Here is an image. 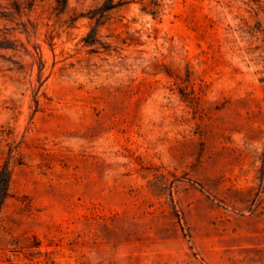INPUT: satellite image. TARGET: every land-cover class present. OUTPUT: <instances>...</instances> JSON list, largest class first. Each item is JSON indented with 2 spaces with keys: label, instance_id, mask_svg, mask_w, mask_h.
Wrapping results in <instances>:
<instances>
[{
  "label": "rangeland",
  "instance_id": "374dc122",
  "mask_svg": "<svg viewBox=\"0 0 264 264\" xmlns=\"http://www.w3.org/2000/svg\"><path fill=\"white\" fill-rule=\"evenodd\" d=\"M0 264H264V0H0Z\"/></svg>",
  "mask_w": 264,
  "mask_h": 264
},
{
  "label": "crops",
  "instance_id": "0c3cea01",
  "mask_svg": "<svg viewBox=\"0 0 264 264\" xmlns=\"http://www.w3.org/2000/svg\"><path fill=\"white\" fill-rule=\"evenodd\" d=\"M160 242L154 244L155 250L164 252L175 247V244L171 243L169 239H160Z\"/></svg>",
  "mask_w": 264,
  "mask_h": 264
}]
</instances>
